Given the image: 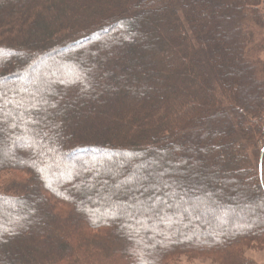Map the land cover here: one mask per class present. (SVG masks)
Instances as JSON below:
<instances>
[{"label":"trees","instance_id":"1","mask_svg":"<svg viewBox=\"0 0 264 264\" xmlns=\"http://www.w3.org/2000/svg\"><path fill=\"white\" fill-rule=\"evenodd\" d=\"M224 3L0 0V143L10 153L0 154V174L20 175L10 178L0 202L21 214L11 226L0 220V264H181L183 257L248 263L245 250L264 234V60L256 58L264 52L257 39L264 0H234V17L218 29L201 4L220 11ZM128 17H138L143 35H129ZM214 18L221 19L216 12ZM214 40L223 43V67ZM68 48L72 56L55 64L72 66V78L56 72L48 87L33 85L31 76L28 87L20 85L47 55ZM240 72L251 87L235 94V79L226 75ZM36 131L45 137L39 147L29 143ZM217 137L224 143L199 148L204 156L187 170L190 144L213 146ZM212 148L239 152L238 179L249 185L242 192L233 189L234 179L219 187L199 178L221 167L212 165ZM138 152L148 156L136 162ZM99 153L130 160L120 169L82 159ZM153 153L158 163L151 166ZM175 159L181 170L165 171L173 176L157 171ZM192 172L197 175L184 184ZM181 189L204 195L206 203L176 209L175 200L185 198ZM112 190L119 201L111 200ZM225 190L235 191L233 197ZM220 196L254 204L256 227L240 225L232 207L225 222L202 210Z\"/></svg>","mask_w":264,"mask_h":264},{"label":"rangeland","instance_id":"2","mask_svg":"<svg viewBox=\"0 0 264 264\" xmlns=\"http://www.w3.org/2000/svg\"><path fill=\"white\" fill-rule=\"evenodd\" d=\"M211 1H213V3L217 4V6H218V5H220L218 3L221 0H211ZM231 3H234V0H225V3L223 5V7H222V10H220V11L217 8V6H216V8H213L212 4L211 5L201 4V5H203L202 6L203 9L206 8L205 11L208 14V16H209L211 22L213 23V25H215V27L220 29V27L224 23L226 24L227 22L231 21V19L235 15V14L233 15V10L235 8H238V6H239L238 4H231ZM215 12L217 13L218 16L220 15L221 19L215 20V18H214ZM129 19H130L129 23L131 22L130 25H127L128 26L127 31L129 33V35H136L137 33H139L140 35H143L142 33H144V29H143V26H141V21L138 19V17H134V18H129L128 17V20ZM118 29H119V31L121 30L120 28H118ZM218 32L219 31H216V33H218ZM257 33H258V38L257 39H258L259 43L264 42V28H263V31L260 30ZM217 37H219V35H215V38H217ZM114 41H112V43H114ZM215 41L216 40H214V45L213 46L215 47V55H216L217 52L219 53L224 46H223L222 42H220V41L215 42ZM100 44H102V42H100ZM102 47H104V46H102ZM72 49L73 48H70V49L68 48V49H66L67 51L64 50L63 53H59V54H55V55L54 54L47 55L44 59H42V61L38 64V66L36 68L32 69L31 73L28 72V73H26V75L24 74V77L19 79V82L21 83L20 85L28 87L29 84L28 85L25 84L24 80L28 76H31L32 79H33V85H36L40 89H42L44 87H48V86L51 85V81L49 80V78L53 77L51 74H53V73L55 74L56 72L58 74H60V77H58L59 79L65 80V79H69V77L72 78L74 76V75H72V72H71L72 66H71V68H69L70 65H68L66 67H63V68L59 66V68H58L56 66V64H55L56 60L71 57L73 52H74V50H72ZM256 58H260V59L264 60V52H262L261 55H257ZM137 59H139L141 64L145 63V61H144V59L142 57L137 58ZM224 59H225L224 55H221V53H219V57L216 59V62L218 64L217 66H221V67L225 66V65H223L224 62H222ZM237 59L238 58H235V60H237ZM98 61L100 62V60H98ZM67 64H70V63H67ZM232 66H233V64H232ZM242 68L244 69L245 67L242 66ZM233 74L229 73L228 75H226V79L229 80V81H233L235 79V82H236L234 84L235 85L234 88H236L235 94H238V92H239V90L241 88H245L246 90H248L251 87V78L248 76V74L246 72L233 73ZM14 83L15 82H13V84L10 83L11 86H13ZM255 91H256V88H254V91L252 90V92H255ZM93 107H94V105H93ZM89 108H90V106L87 105L82 110L84 111V110L89 109ZM76 112L77 111L75 110V112H74L75 115H76ZM93 132H96V131H93ZM35 135L31 136V140L29 141V143L33 144L35 142V144L37 143V145L39 147V145L45 141V137H41V135L38 133V131L35 132ZM72 136H71V138L73 139L74 137H72ZM101 140H104V139H101V138L99 139L100 142H103ZM198 142H199L198 140H195L193 144H190V148H192L194 150V154H193L194 156H190V155L185 154V156H187L189 158V159L186 158L187 159V164L184 165V166H186L187 170L191 169L192 163L194 162L195 159L196 160H201V159H198V157L199 156H204V151L200 150L199 148H207L208 149V148H211V147H215V146H218V144L220 145L221 143H224V140L221 137H217V139L214 142L213 146H204V145L201 146V144H198ZM0 154H3L2 155L3 157L8 156V154H10L8 152V148L5 147L4 143L2 144V142L0 143ZM238 154H239V152H237V155L233 154L232 156H228V154L226 155L221 149L218 150V149L212 148L209 151V158L211 159L212 165H217V163H220L221 167L219 169L217 168V170H215L216 174L214 172H212V171H207L204 168L205 169L204 172L197 173L199 178L202 181H205V180L207 181L209 179V180L215 182L217 184V186H219V187L224 186V184H226V185L230 184V183L226 182V178L234 179V183L232 184V186H234L233 189L236 190V191L239 190L240 192H242V190L247 188V186H249V185H248V182H247L246 178H245V180H244V178H242V180L240 178L238 179V174H241L240 172H242V169L239 166V164H235V162H234L235 158H237L239 156ZM145 155H146V153L138 152L136 154V156H137L136 162H138L139 159L142 160L143 158L148 156V155H146V156ZM196 156H198V157H196ZM150 157H152L151 158L152 161L149 162L148 164H150L151 166H154L155 164L158 163V153H153V154H151ZM85 158H87V159H85ZM82 159L87 161V162H89V163L91 162V159L94 160V161H99V163H101V164L102 163H106V165H108L111 168H114V166L117 165L120 169L124 167V165H125L127 160H130L129 156H126V157L121 156L120 157L119 155H116L115 153H109V154H107V153H99V154H94V155H90V156H84ZM3 160H4V158H3ZM66 161L71 165L72 168H74L73 167L74 166L73 163L75 164L76 156L75 155H73V156L70 155L69 158L66 159ZM225 164L228 165L226 168L224 167ZM100 169L101 168H98L97 171L101 172ZM130 169H131V167L128 168L127 171H129ZM178 169L181 170V166L177 163V160H176L175 164L169 163V164L162 165L157 171L158 172L160 171V174L165 176V174L168 173V172H165V171L170 170L172 172H176ZM122 172H126V171L123 170ZM54 174H57V171H55ZM58 174H60V173H58ZM197 174H196V172L195 173H193V172L190 173L188 176L183 177L184 180L182 182L184 184L191 183V181L193 180V178H195V175H197ZM246 174H247V171H246ZM139 175L142 176V177H145V176H147V173L145 171L144 172H139ZM167 175L173 176V174H167ZM262 175H263V181H264V172L262 173ZM13 176H20V175L18 173H15V172H5V173H1L0 174V192L4 191L7 188L9 182L11 181L10 178H12ZM245 176L249 177L248 174L245 175ZM154 182H156V181L154 180ZM112 189H114V191L117 192V191H120V190L124 189V187L114 186V187H112ZM114 191L113 190L112 191H107V193L111 195V200L119 201L120 198H118V197H120L121 195L114 193ZM225 192H226L225 193L226 196H231V197H233V195H234L233 193H235V191L232 192L231 190H229V191L225 190ZM178 193H179L178 196L183 195L185 198L184 199H180L179 201L175 200L176 203L174 204V207L176 209H182V208L184 209L187 205H189L188 202L191 203V201H194V202L199 203V204L206 203L204 201L205 198H206L204 195L192 194L189 189H181ZM147 195H148V193H147ZM216 203H217L216 205H213V204H211V205L208 204L207 206L202 205V206H204V208L202 210L210 211V213L213 216L219 217L221 221L224 220V222H225L227 220V218L225 216V214L227 213L226 211L230 210L228 207H232V208L237 209L236 210L237 211L236 214H237V216L239 218H235L234 220H238V219L241 218L239 220V224L240 225H242V226H244V225H246V226H250L251 225L252 226L253 225V227L255 228L256 225L258 224V222L254 218V213L255 212L258 213V209H257V207L254 204L253 205H252V203H251V205L247 204V203H243L242 204L241 202H239L238 200H235L234 198L227 199L225 196H220L219 198H217V202ZM102 207H104V206H102ZM182 210H180V211H182ZM14 211H15V208H12L9 204L0 202V220L3 217V222L5 220L6 221V223H5L6 225L9 222L10 226H11L16 221L15 219L13 220V222L11 221L12 220L11 218H12L13 215L14 216L15 215L16 216H21L20 213L14 212ZM24 212H26L25 208L21 209V213H24ZM199 216H200V219L203 218L202 215H199ZM252 242H254V243L251 244L250 247L247 248L245 250V253H244L245 256H246V259L248 260L247 264H253L255 259H257V260L255 261L254 264H264V234L261 237H259V238L252 239ZM257 254H260V255H257ZM180 263L181 264H218V263H216V262H214L212 260H208V259H204V260H197V259L189 260L186 257L181 258L180 259ZM139 264H144V263H142L140 261Z\"/></svg>","mask_w":264,"mask_h":264},{"label":"crops","instance_id":"3","mask_svg":"<svg viewBox=\"0 0 264 264\" xmlns=\"http://www.w3.org/2000/svg\"><path fill=\"white\" fill-rule=\"evenodd\" d=\"M257 255H260V254H257ZM256 260H257V259H255V261H256ZM255 261H254V263H255ZM254 263H253V264H254Z\"/></svg>","mask_w":264,"mask_h":264}]
</instances>
